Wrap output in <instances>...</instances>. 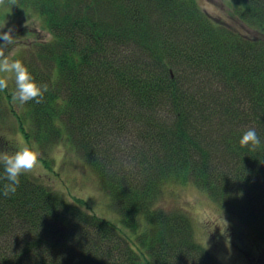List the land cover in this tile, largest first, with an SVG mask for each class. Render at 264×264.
I'll use <instances>...</instances> for the list:
<instances>
[{
    "label": "trees",
    "instance_id": "16d2710c",
    "mask_svg": "<svg viewBox=\"0 0 264 264\" xmlns=\"http://www.w3.org/2000/svg\"><path fill=\"white\" fill-rule=\"evenodd\" d=\"M8 1L52 39L22 60L43 102L7 88L0 115L12 108L34 153L67 135L121 227L37 177L5 197L0 167V264H222L189 214L159 205L168 184L205 191L264 243V0H230L251 33L199 0ZM249 128L255 150L239 143Z\"/></svg>",
    "mask_w": 264,
    "mask_h": 264
},
{
    "label": "rangeland",
    "instance_id": "374dc122",
    "mask_svg": "<svg viewBox=\"0 0 264 264\" xmlns=\"http://www.w3.org/2000/svg\"><path fill=\"white\" fill-rule=\"evenodd\" d=\"M199 2L216 21L230 24L244 33L252 32L232 16L230 0ZM0 28H3L4 32L11 29L15 38L16 43L4 50L5 55L11 59L26 61L36 44L52 39L38 13L17 8L8 0L0 3ZM0 43H3L2 39ZM8 89L13 95L15 84L12 79L8 80ZM14 104L15 112H23L16 103ZM2 109L4 111L0 115V141L7 148L3 147L0 151L11 153L28 146L27 138L12 108L3 106ZM31 127L32 123L26 125V130ZM35 154L38 164L33 177L50 182L57 188H54L55 190L62 191L67 198L82 196L93 213L119 225L111 199L97 176L85 166L67 135L49 149H36ZM44 158L51 163V170L42 161ZM158 203L168 210L189 214L199 241L222 264H251L248 257L264 264V243L251 235L237 218L228 214L205 191L195 185L168 184Z\"/></svg>",
    "mask_w": 264,
    "mask_h": 264
},
{
    "label": "clouds",
    "instance_id": "9594fccd",
    "mask_svg": "<svg viewBox=\"0 0 264 264\" xmlns=\"http://www.w3.org/2000/svg\"><path fill=\"white\" fill-rule=\"evenodd\" d=\"M3 3V0H0ZM0 91L8 88V80L15 84L13 101L27 104L30 101L41 103L48 91L47 84L38 83L28 67L20 59H11L5 55V49L16 43L12 30L7 32L0 28ZM241 147H250L252 150L261 146L260 137L254 128L247 129L239 141ZM38 158L27 146L18 148L14 152L0 151V167L3 168V179L6 183L2 188V195L8 197L14 194L21 183V178L32 176L37 168Z\"/></svg>",
    "mask_w": 264,
    "mask_h": 264
}]
</instances>
